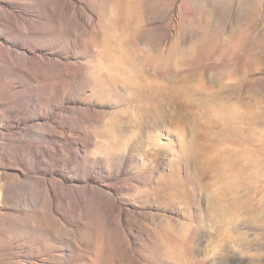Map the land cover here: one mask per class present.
Segmentation results:
<instances>
[{
  "label": "rangeland",
  "instance_id": "rangeland-1",
  "mask_svg": "<svg viewBox=\"0 0 264 264\" xmlns=\"http://www.w3.org/2000/svg\"><path fill=\"white\" fill-rule=\"evenodd\" d=\"M0 264H264V0H0Z\"/></svg>",
  "mask_w": 264,
  "mask_h": 264
}]
</instances>
